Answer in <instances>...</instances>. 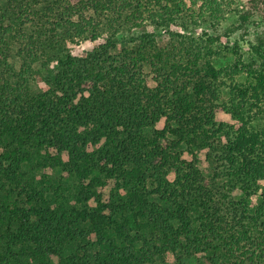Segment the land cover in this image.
Here are the masks:
<instances>
[{
    "label": "trees",
    "instance_id": "16d2710c",
    "mask_svg": "<svg viewBox=\"0 0 264 264\" xmlns=\"http://www.w3.org/2000/svg\"><path fill=\"white\" fill-rule=\"evenodd\" d=\"M232 8L233 0H0V264H176L194 255L195 264H264V182L256 213L215 183L239 170L264 181V129L253 123L260 99L244 88L224 103L236 123L223 140L219 105L202 98L218 97L212 82L191 65L180 76L182 60L157 31L208 16L216 27ZM252 13H241L243 24ZM104 33L85 56L67 51ZM125 33L138 43L120 47ZM43 57L46 77L34 68ZM145 62L157 64L158 85Z\"/></svg>",
    "mask_w": 264,
    "mask_h": 264
},
{
    "label": "rangeland",
    "instance_id": "374dc122",
    "mask_svg": "<svg viewBox=\"0 0 264 264\" xmlns=\"http://www.w3.org/2000/svg\"><path fill=\"white\" fill-rule=\"evenodd\" d=\"M263 2L264 0H233V11L216 27L212 26V20L214 19L208 16L196 25H194L193 22L179 19L173 21L166 28L157 30L159 35L167 36V38L165 36L163 39L164 41L166 39L167 42L165 43L169 45L168 49L173 51V55L171 56L172 59L176 61L182 60V68L180 73H178L180 76L183 73L187 74V71H189L187 68L191 65V69H193L195 74L202 72L205 79L212 82L213 85L210 91L217 93L218 97L211 101H208L205 95H202V98L204 97L206 99L205 104L208 106L213 104V102L216 103L215 105H219V108L216 109L217 113L215 120L217 125L221 127L219 136H221L223 140L227 132L226 126H229L230 123H236L227 112L228 106L226 107L224 103H231L234 97H238L237 91L239 92V89L250 88V91L248 90L247 92L248 95L246 94L248 100L254 101L255 99H260L259 102H261L260 106H262V109L259 110L256 118L253 119V123L256 130L264 129V92H259L258 87V83H261L260 88H263L264 84V9H262V7L259 9V6H262ZM249 9L252 10L253 13L250 15L249 20L243 24L241 13ZM189 20H191V18ZM106 38L107 33H104L95 41L82 40L78 43L68 42L67 51L73 55L85 56L94 46L106 42ZM118 43L120 47H130L138 42L130 37L129 33H125L124 35H120ZM255 46L260 47L259 51ZM60 52L64 53V51L57 50V53ZM54 53L55 50L53 54ZM10 56L11 60L13 53L10 54ZM46 59V57L40 58L39 61L34 64V68L38 69L42 67ZM55 59L57 60V56H55ZM55 59L50 61L51 65H53V62L56 63ZM19 63L20 62H17V65H19ZM153 65L154 66H148L145 62L146 79L152 86L158 85V74L155 66L157 64ZM236 66L240 70L238 72H232L236 70ZM166 68L170 69V65L166 66ZM212 69L220 71L221 73H219L218 76H214ZM41 72L45 77L48 76L45 68L42 67ZM163 92H165V90ZM222 105H224L225 109H222ZM217 106H215V108H217ZM215 141L216 140L211 139L213 145L216 146L217 144ZM220 144L222 145V143ZM50 150L52 152L56 151L55 148H51ZM258 150L260 155L264 156V147L262 146V148ZM206 151L207 148L198 151V155H200L202 160L205 159L204 156ZM234 168L235 167H233V169ZM229 171L231 172L233 170ZM229 176L230 174L219 177L215 181L218 186L216 189L230 194L232 198L237 199L239 197L243 199L247 203V207L253 209L251 212L256 213L254 210L262 203L261 196L264 181H256L253 179V176L246 177L241 170L237 171L233 177ZM248 183L251 184L250 188L252 189L250 190L245 188ZM255 184L258 186L261 185V187H257ZM103 192V199L109 200L111 195L109 187ZM37 206L38 205H36V207ZM82 241L87 243L85 238H83ZM18 250L19 248H16V251ZM24 259L25 261H29L30 257L25 256ZM181 260H178L176 264H184V260H189L191 264H195L198 258L194 255L190 259L183 258V260ZM167 261L171 264V262L173 263V258L169 257ZM32 262V264H37V262ZM156 264H162V261L158 260Z\"/></svg>",
    "mask_w": 264,
    "mask_h": 264
}]
</instances>
